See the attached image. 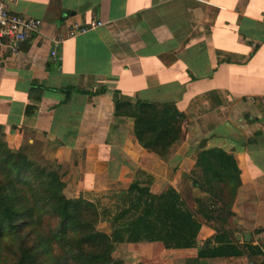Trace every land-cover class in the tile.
<instances>
[{"label":"crops","instance_id":"0c3cea01","mask_svg":"<svg viewBox=\"0 0 264 264\" xmlns=\"http://www.w3.org/2000/svg\"><path fill=\"white\" fill-rule=\"evenodd\" d=\"M0 1L43 23L17 53L0 39L6 143H17L19 129L28 143H40L42 156L61 166L69 199L116 195L137 172L151 178L153 194L180 192L197 153L220 149L239 170L233 238L246 254L243 245L256 247L245 264H264V236L256 233L264 229V0ZM90 20L102 25L69 36L71 26ZM55 37L62 41L53 46ZM114 100L171 103L184 116L182 143L167 162L136 143L132 120L113 116ZM213 236L202 225L197 245ZM196 252L124 243L111 256L124 264H187Z\"/></svg>","mask_w":264,"mask_h":264},{"label":"trees","instance_id":"16d2710c","mask_svg":"<svg viewBox=\"0 0 264 264\" xmlns=\"http://www.w3.org/2000/svg\"><path fill=\"white\" fill-rule=\"evenodd\" d=\"M113 116L131 119L136 143L162 162L182 143L184 116L171 103L114 100ZM15 145L0 133V264H124L111 256L124 243L196 248L187 264H245L256 251L246 244V254L233 238L231 206L239 170L220 149L197 153L185 180L186 196L171 187L153 194L151 178L137 172L116 195L69 199L62 193L61 166L42 156L40 143L27 139ZM108 222V233L97 229ZM202 225L214 236L198 246ZM256 233L264 236V229Z\"/></svg>","mask_w":264,"mask_h":264},{"label":"built area","instance_id":"2783aa9c","mask_svg":"<svg viewBox=\"0 0 264 264\" xmlns=\"http://www.w3.org/2000/svg\"><path fill=\"white\" fill-rule=\"evenodd\" d=\"M102 25L101 22L90 20L85 25H73L70 27L68 34L74 36L82 34L90 30H94ZM43 23L39 19L24 17L20 14L9 11L6 6L0 1V39L7 42V45L12 53H17V45L23 43L32 35H38ZM61 37H55L51 43L53 46L60 44ZM49 55L54 57L52 50ZM264 103V96L262 98Z\"/></svg>","mask_w":264,"mask_h":264},{"label":"rangeland","instance_id":"374dc122","mask_svg":"<svg viewBox=\"0 0 264 264\" xmlns=\"http://www.w3.org/2000/svg\"><path fill=\"white\" fill-rule=\"evenodd\" d=\"M28 136H29V134L28 133H26V132H21V133H19V137H18V142L16 143V145L14 146L15 148L16 147H18V145H20L21 143H23L25 140H27L28 139ZM40 149H38V150H41L42 151V146L41 147H39ZM44 157V156H43ZM186 181L183 183V185H182V189H181V193L184 195V196H186V191L184 190L185 189V187H186ZM97 229L98 230H101V231H103V232H105V233H108L109 232V228L107 227V226H105L104 224H100V225H98V227H97ZM115 249V248H114ZM115 259H117V258H115ZM123 263H124V261H123ZM129 262L127 261V263H126V261H125V264H128ZM8 264V263H7Z\"/></svg>","mask_w":264,"mask_h":264},{"label":"water","instance_id":"95a60500","mask_svg":"<svg viewBox=\"0 0 264 264\" xmlns=\"http://www.w3.org/2000/svg\"><path fill=\"white\" fill-rule=\"evenodd\" d=\"M243 237H244L245 241H248V239H249V235L248 234H244Z\"/></svg>","mask_w":264,"mask_h":264}]
</instances>
